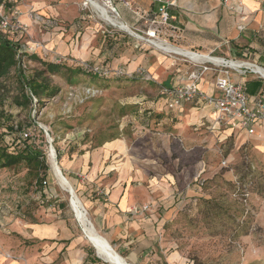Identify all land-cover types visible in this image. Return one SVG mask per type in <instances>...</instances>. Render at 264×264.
Here are the masks:
<instances>
[{
    "label": "rangeland",
    "instance_id": "374dc122",
    "mask_svg": "<svg viewBox=\"0 0 264 264\" xmlns=\"http://www.w3.org/2000/svg\"><path fill=\"white\" fill-rule=\"evenodd\" d=\"M0 1L5 17L11 21L13 40L24 47L29 56L35 55L43 62L55 61L61 67L60 73L47 74L56 92L44 95L40 103L31 96V104L16 105L12 99L17 93L14 73L6 80L11 89L0 105L3 143L10 142L7 133L22 132L34 125L35 130L27 132L28 142L42 152L48 168V173L39 172L40 181L46 180V185L42 186L36 184L24 165L0 169V240L7 237L16 240L11 256H18L17 239L21 228L58 214L75 227L74 239L78 244L75 251L80 247L84 249L90 260L88 264H109L97 257L75 220L68 194L54 176L50 156L53 151L54 162L73 187L89 219L87 214L93 213L85 202L95 195V191L90 193L88 188L98 177L93 163L99 160V153H95L120 141L123 143L119 152L117 150L108 161L102 157V163L108 164L110 169L132 166L135 173L146 180L160 167L166 172L173 168L177 181H172L168 195L174 197L177 213L163 224L161 237L169 250L178 253L180 261L264 264V134L258 131L247 136L233 132L224 138L229 134L225 132L213 136L206 132L211 131L208 123L203 125L202 142L195 149L193 141L183 138L174 126L175 121L170 119L174 112L168 113L166 100L160 98L158 92L170 74L174 77L177 73L176 80L183 83L187 74L178 73L179 66L172 72L159 68H166L167 60L172 61V67L178 62L187 64V57L163 51L150 43L179 49L174 46L175 39L169 36V26L134 17L132 28L128 27L116 9L120 3L115 0L110 1L118 15L113 11L110 15L124 24L125 29L103 20L88 0ZM91 1L100 3V0ZM206 7L207 0H199V9ZM130 13L124 19H129ZM23 59L27 76L33 75L35 70H43L40 63ZM74 66L84 69L99 66L108 69L110 75L102 79L80 71L72 74L67 68ZM242 69L257 76L249 66ZM129 76H138L140 80L129 81ZM230 76L234 82L232 71ZM177 84L173 81V85ZM198 102L206 105L201 99ZM206 106L212 110L211 106ZM190 170L194 172L191 179L186 176L187 172L192 175ZM183 177L187 184L181 187ZM44 194L52 197L45 198ZM212 197H217L222 209L218 207L217 212L207 213L209 206L202 200Z\"/></svg>",
    "mask_w": 264,
    "mask_h": 264
},
{
    "label": "crops",
    "instance_id": "0c3cea01",
    "mask_svg": "<svg viewBox=\"0 0 264 264\" xmlns=\"http://www.w3.org/2000/svg\"><path fill=\"white\" fill-rule=\"evenodd\" d=\"M115 1L120 3L116 9L121 19L131 28L134 17L139 19V11H148L156 6L151 0ZM124 2H128V6ZM238 9L239 12H235ZM129 13V19H124ZM168 13L171 17L170 27L176 28L168 33L175 39L174 46L177 48L227 60L250 61L264 68V6L260 0H207V7L201 10L199 0H176V5L170 7ZM166 64V68L159 70L172 72L178 66V73L181 71L180 73L188 74L192 70L188 61L187 64L184 61L178 62L176 67H172L171 60H167ZM149 69L148 67V72ZM232 72L236 78L234 82H247L250 101L254 98L251 95L264 89V81L257 76L243 69ZM216 77L217 74L207 72L198 82V90L208 96H218L213 84ZM176 78L177 73L174 77L170 74L162 85L175 86L173 81H177V85L183 83ZM198 101L199 98H195L177 110L168 111L174 112L170 119L175 121L174 126L185 140L194 142V149L195 146L201 145L202 127L208 123L211 125V131L206 132L213 136L225 132L229 134L224 135V138L233 132L245 134L243 131L214 125L213 110L198 104ZM165 119L169 120L168 117ZM255 128L256 134L258 131L264 134L263 123ZM120 143L123 142L118 141L111 146L100 148L95 153H99V160L93 163L98 177L94 185L88 184L90 193L95 191V195L86 199L85 204L89 212L93 213L87 215L96 233L103 237L127 264H188L180 261L178 253L169 250L161 237L163 224L177 212L172 199L174 197L168 195L174 184L172 181H177L173 168L166 172L160 167L151 179L146 177V180L142 178L143 175L136 174L132 166H117L114 171L102 162L103 159L108 161L111 155L122 149ZM193 175V171L191 176L188 172L186 174L189 179ZM137 178L141 179V182ZM180 184L184 187L187 184L186 178L183 177ZM92 186L96 187V190H93ZM142 205H149L150 211L141 216H131V209ZM18 233L17 258L10 253L16 240L9 237L0 240V264H83L86 260L84 249L80 247L75 251L78 246L74 239L75 227L69 219H62L58 214H51L50 217L44 218L43 222L30 223Z\"/></svg>",
    "mask_w": 264,
    "mask_h": 264
},
{
    "label": "built area",
    "instance_id": "2783aa9c",
    "mask_svg": "<svg viewBox=\"0 0 264 264\" xmlns=\"http://www.w3.org/2000/svg\"><path fill=\"white\" fill-rule=\"evenodd\" d=\"M260 1L264 6V0ZM124 3L126 6L128 5L126 2ZM151 3L159 6L158 12L151 23H159L170 27L169 21L171 17L168 14V9L176 5V0H151ZM14 14L15 12H12V15ZM9 21V18L4 15L2 4H0V30L12 34L13 32H10L12 25L10 24L11 21ZM170 28L176 29L173 26ZM189 54L186 57L192 70L187 74L186 82L176 86H163L159 89V95L166 100V107L170 110H175L183 104L199 98L206 105L212 107L215 125L233 131H243L248 136L255 135V127L258 124H264V91L250 101L245 86L243 83L233 82L230 78V71H239L244 66H250L257 77L264 80V74L258 70H264V68L248 62L204 56L194 52H189ZM203 59L208 60L203 61ZM207 72L217 74L215 87L218 96H208L198 90V82ZM24 136L27 137V133ZM42 183L46 185L45 182ZM149 211V205H142L132 208L130 214L131 216H141Z\"/></svg>",
    "mask_w": 264,
    "mask_h": 264
},
{
    "label": "trees",
    "instance_id": "16d2710c",
    "mask_svg": "<svg viewBox=\"0 0 264 264\" xmlns=\"http://www.w3.org/2000/svg\"><path fill=\"white\" fill-rule=\"evenodd\" d=\"M128 3V2H126ZM2 8L3 7V3ZM154 4V3H152ZM154 9L141 12V18L147 21H152L154 19L155 15L158 12V5ZM4 11V10H3ZM138 12V10H136ZM169 14V13H168ZM132 15H135L134 12ZM170 16V15H169ZM170 23V22H169ZM14 34H11L7 31L0 30V105H2L3 102V96L7 95L8 91L11 89L6 84V80L8 76L11 73H14L13 75L15 77V84L17 86L16 90L17 93L15 94L13 101L16 105L22 106V105H28L32 103L31 96L37 101L42 102L41 99L44 95L51 96L53 95L56 90L50 85V80L47 77L51 74L60 73L58 70H61V67L55 64L56 62H43L40 60L37 56L32 55L29 56L25 50L24 47L22 48L18 42H15L13 40ZM32 59L33 61H36L42 65L43 70H35L33 72V75L27 76L25 69L23 68V63L25 59ZM75 68L72 69V67L67 68L68 71H71L72 74H76L79 71L87 76L90 77H97V78H104L105 75L109 74L108 69L101 68L99 66H88L85 69L82 68V66H74ZM63 70L66 68L62 67ZM112 73V72H110ZM110 75V74H109ZM105 79V78H104ZM129 81H139L140 78L138 76H129ZM261 81H264L260 79ZM243 85L246 88L247 95V82H244ZM160 89V87H159ZM28 90V92H27ZM264 89H260L257 93L251 95L254 97L259 96ZM159 94V92H158ZM161 98V96L159 95ZM180 108V107H179ZM1 110V109H0ZM167 111H171L170 109H167ZM35 126L31 125L25 131L19 130V132H10L7 133L8 137L10 138V142L7 141L6 144L3 143L2 137L3 135L0 134V169L2 168H13L20 165H24L25 168L28 170V173L31 175L32 179L35 180L36 184L42 186V182L39 179V172L41 170H44L48 173V168L45 165V159L43 157L42 152L37 149L36 145L32 142H28L29 139L25 137L24 135L27 132H30L35 130ZM245 135H247L245 133ZM248 136V135H247ZM31 140V139H30ZM6 142V141H5ZM44 174L47 176L48 174ZM42 177V178H43ZM46 178V177H45ZM68 181V180H67ZM46 183V180L43 181ZM69 182V181H68ZM223 183H226L223 181ZM70 184V183H69ZM71 185V184H70ZM228 185H231L228 183ZM45 198L46 196L52 197L50 194H44ZM203 204H206L209 206L207 213L217 212V208L220 207L219 201L217 197H212L210 199L202 200ZM222 209V207H220ZM177 213V212H176ZM218 216H221L222 214H217ZM213 217V216H212ZM86 257V260L83 264H88L90 261ZM188 264H194L193 261H191Z\"/></svg>",
    "mask_w": 264,
    "mask_h": 264
},
{
    "label": "bare ground",
    "instance_id": "6f19581e",
    "mask_svg": "<svg viewBox=\"0 0 264 264\" xmlns=\"http://www.w3.org/2000/svg\"><path fill=\"white\" fill-rule=\"evenodd\" d=\"M88 3L90 6L97 12V14L105 21L109 22V24H115L117 26H120L122 28H126L124 24H121L119 22H116L113 17H111L110 12H112L111 5L108 4V0H100V3L92 2L91 0H88ZM135 37L138 39H141L137 34L133 33ZM150 42V41H147ZM153 46L166 51V52H172L174 54L178 55H185L189 56L188 51H184L181 49L172 48L169 46H165L161 43L156 42H150ZM248 65V64H247ZM250 67V66H249ZM260 72L264 74V70L258 69ZM51 160L50 163L52 165V170L54 173V176L58 182V185L68 194V204L71 209V212L73 216L75 217V220L78 222L79 226L81 227V230L83 234L85 235V238L90 242V244L94 245L98 256L106 261L109 264H126L121 258H119L108 246V244L98 235L95 231L91 223L89 222V219L86 216V211L81 204L80 200L77 198L73 187L69 184L67 179L62 175L59 167L54 162V156L53 151L51 154Z\"/></svg>",
    "mask_w": 264,
    "mask_h": 264
},
{
    "label": "water",
    "instance_id": "95a60500",
    "mask_svg": "<svg viewBox=\"0 0 264 264\" xmlns=\"http://www.w3.org/2000/svg\"><path fill=\"white\" fill-rule=\"evenodd\" d=\"M108 4L109 5H111L110 7H112V11L114 12V13H116L117 15H118V13H117V11H116V9H115V7L112 5V3H111V1L110 0H108ZM126 27V26H125ZM133 36L135 37V35L133 34ZM101 237V236H100ZM106 243H107V241L103 238V237H101ZM108 244V243H107ZM93 246V248H94V250H95V253H96V255H97V257H99L98 256V253H97V251H96V249H95V247H94V245H92ZM108 246L110 247V248H112L109 244H108ZM112 250H113V248H112ZM113 252L119 257V258H121L114 250H113ZM122 260H123V258H121ZM104 261V260H103ZM124 261V260H123ZM104 262H106V261H104ZM125 262V261H124ZM126 263V262H125ZM127 264V263H126Z\"/></svg>",
    "mask_w": 264,
    "mask_h": 264
}]
</instances>
